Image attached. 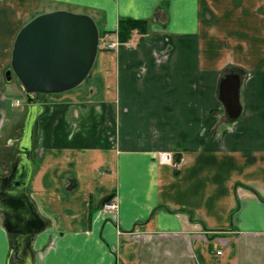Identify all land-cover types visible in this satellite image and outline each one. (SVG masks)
I'll return each instance as SVG.
<instances>
[{"label": "crops", "instance_id": "obj_1", "mask_svg": "<svg viewBox=\"0 0 264 264\" xmlns=\"http://www.w3.org/2000/svg\"><path fill=\"white\" fill-rule=\"evenodd\" d=\"M54 9L92 15L109 41L121 17L148 23L101 46L78 87L35 97L33 264H264V0H0V64ZM230 72L233 120L218 97ZM7 239L0 220L4 253Z\"/></svg>", "mask_w": 264, "mask_h": 264}, {"label": "water", "instance_id": "obj_2", "mask_svg": "<svg viewBox=\"0 0 264 264\" xmlns=\"http://www.w3.org/2000/svg\"><path fill=\"white\" fill-rule=\"evenodd\" d=\"M99 48V30L87 13L67 9L41 12L27 20L18 30L11 49L10 67L5 79L15 75L23 88L30 108L19 149L10 163V172L0 176V213L10 232L33 234L46 227V221L35 210L28 192L33 170L29 159L30 128L37 106L35 94H54L78 87L89 75ZM240 75L225 74L218 84V97L227 117L236 119ZM9 255L7 264H9Z\"/></svg>", "mask_w": 264, "mask_h": 264}, {"label": "rangeland", "instance_id": "obj_3", "mask_svg": "<svg viewBox=\"0 0 264 264\" xmlns=\"http://www.w3.org/2000/svg\"><path fill=\"white\" fill-rule=\"evenodd\" d=\"M90 16L92 17V15ZM7 58L6 56L0 64L2 70L4 69L3 72H0L2 73L0 74V172L7 170V165L16 151L18 145L17 138L20 134L19 128L23 124L26 112V108L23 106L25 103L23 89L19 85L17 78L12 75L11 81L5 79L6 70L10 67L11 56ZM6 60H8L7 64L5 63ZM1 246L0 254L2 257H5ZM0 261H2L1 258Z\"/></svg>", "mask_w": 264, "mask_h": 264}, {"label": "flooded vegetation", "instance_id": "obj_4", "mask_svg": "<svg viewBox=\"0 0 264 264\" xmlns=\"http://www.w3.org/2000/svg\"><path fill=\"white\" fill-rule=\"evenodd\" d=\"M19 149V146H17L16 151L9 161L7 165V170L5 172H0L1 175H7L10 172L9 166L10 163L13 161L15 155L17 154ZM29 157V156H28ZM35 208V207H34ZM3 216L4 214L0 213V220L3 222ZM26 235V238L23 237L21 232H10V234L7 232L8 235V247L6 249L5 253V264H7V259H8V253L10 252L9 255V264H33V252L31 250V245H30V238H31V233H23ZM35 234H33L34 237ZM33 242V238H32ZM31 242V244H32Z\"/></svg>", "mask_w": 264, "mask_h": 264}, {"label": "trees", "instance_id": "obj_5", "mask_svg": "<svg viewBox=\"0 0 264 264\" xmlns=\"http://www.w3.org/2000/svg\"><path fill=\"white\" fill-rule=\"evenodd\" d=\"M147 21L145 19H134L129 17H121L117 22L116 35L119 42H126L131 38L134 31L144 33L147 31ZM107 34L106 31L99 29V37ZM90 76V75H88ZM110 196L108 200L111 198Z\"/></svg>", "mask_w": 264, "mask_h": 264}, {"label": "built area", "instance_id": "obj_6", "mask_svg": "<svg viewBox=\"0 0 264 264\" xmlns=\"http://www.w3.org/2000/svg\"><path fill=\"white\" fill-rule=\"evenodd\" d=\"M103 42L105 43L106 48H115L118 44L117 41H108L106 37L103 39ZM155 158L159 163L170 164L173 167H178L179 165V162L174 160L173 153L169 151H160L155 155ZM115 208H117V203L114 200L108 201L103 204L104 210L110 211L114 210ZM217 253H220V250H218Z\"/></svg>", "mask_w": 264, "mask_h": 264}]
</instances>
